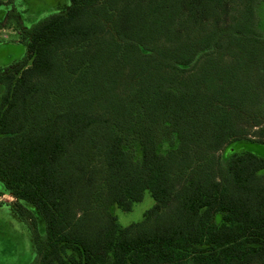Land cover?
I'll use <instances>...</instances> for the list:
<instances>
[{"label":"trees","instance_id":"1","mask_svg":"<svg viewBox=\"0 0 264 264\" xmlns=\"http://www.w3.org/2000/svg\"><path fill=\"white\" fill-rule=\"evenodd\" d=\"M260 1L69 0L17 30L0 196L30 259L13 264H264ZM146 193L120 226L111 209Z\"/></svg>","mask_w":264,"mask_h":264},{"label":"rangeland","instance_id":"2","mask_svg":"<svg viewBox=\"0 0 264 264\" xmlns=\"http://www.w3.org/2000/svg\"><path fill=\"white\" fill-rule=\"evenodd\" d=\"M0 2L5 4L1 8L0 22H6V26L16 31H21L22 27L28 29L52 14L64 13L69 7V0H14L11 4L9 0H0ZM240 5L239 1L227 5V12L221 17L219 27L225 28L235 22L233 18L238 17L242 10ZM255 15L258 19V28L264 33V0L257 3ZM17 39L16 36H10L9 41L0 43V71L19 62L25 56V47L21 44L22 41L19 42ZM14 202V198L10 195L0 196V264H13L16 261L24 263L30 259V254L26 252L27 247L29 248L28 237H23L22 230L14 220L11 222L2 218V211L11 208ZM153 206L154 201L146 193L143 200L134 204L131 211L122 212L114 208L111 209V213L120 226L126 227L140 222L143 214Z\"/></svg>","mask_w":264,"mask_h":264},{"label":"built area","instance_id":"3","mask_svg":"<svg viewBox=\"0 0 264 264\" xmlns=\"http://www.w3.org/2000/svg\"><path fill=\"white\" fill-rule=\"evenodd\" d=\"M10 36H16L19 40V33L16 29L6 26V24L0 26V43H4L10 40Z\"/></svg>","mask_w":264,"mask_h":264},{"label":"crops","instance_id":"4","mask_svg":"<svg viewBox=\"0 0 264 264\" xmlns=\"http://www.w3.org/2000/svg\"><path fill=\"white\" fill-rule=\"evenodd\" d=\"M4 24H6V22H3V21L0 22V26L4 25Z\"/></svg>","mask_w":264,"mask_h":264}]
</instances>
